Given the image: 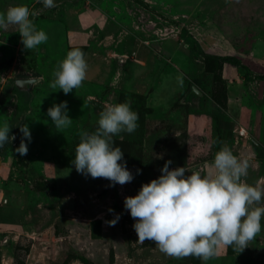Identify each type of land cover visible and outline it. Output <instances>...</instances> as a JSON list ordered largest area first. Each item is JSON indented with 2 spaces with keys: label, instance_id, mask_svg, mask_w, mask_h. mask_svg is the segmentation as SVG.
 <instances>
[{
  "label": "rangeland",
  "instance_id": "1",
  "mask_svg": "<svg viewBox=\"0 0 264 264\" xmlns=\"http://www.w3.org/2000/svg\"><path fill=\"white\" fill-rule=\"evenodd\" d=\"M12 4L35 12L48 39L30 50L15 25L0 30V123L15 133L0 148V264H264V228L239 253L170 256L138 240L123 204L165 160L211 171L223 145L248 160L242 181L264 188V0H0V12ZM71 48L83 51L86 77L65 94L50 81ZM21 77L36 82L20 90ZM190 84L202 94L182 102ZM62 100L72 123L56 129L47 109ZM120 101L139 116L135 131L114 136L134 178L109 186L71 160L80 130ZM20 122L32 136L24 156L14 151Z\"/></svg>",
  "mask_w": 264,
  "mask_h": 264
},
{
  "label": "clouds",
  "instance_id": "2",
  "mask_svg": "<svg viewBox=\"0 0 264 264\" xmlns=\"http://www.w3.org/2000/svg\"><path fill=\"white\" fill-rule=\"evenodd\" d=\"M41 2L45 8L55 6V0ZM35 15L25 4L9 5L0 12V30L15 25L23 47L32 50L48 39L47 33L34 23ZM86 69L83 51L71 48L54 69L50 87L67 94L81 85ZM47 115L56 129L72 123L66 100L54 102ZM138 119L129 102H105L94 130L79 132L71 160L76 171L92 178H106L109 186L130 182L134 173L114 136L135 131ZM17 124L21 138L14 151L24 156L32 140L31 130L26 122ZM10 126L7 122L0 123V148L15 139ZM170 164L171 159L165 160L157 177L142 182L136 194L124 197V208L134 218L132 227L138 240H153L170 256L192 255L207 261L221 245L232 246L237 253L243 251L264 228V203H261L264 188L242 181L249 162L234 154L230 147L223 145L215 152L211 171L191 170L185 165L169 167ZM139 172L141 169L137 168L136 173ZM108 211L114 209L109 207ZM119 218L120 213H116L107 223L115 225Z\"/></svg>",
  "mask_w": 264,
  "mask_h": 264
},
{
  "label": "water",
  "instance_id": "3",
  "mask_svg": "<svg viewBox=\"0 0 264 264\" xmlns=\"http://www.w3.org/2000/svg\"><path fill=\"white\" fill-rule=\"evenodd\" d=\"M34 82H36V78L21 77V78H17L14 80V84L18 85L20 90L26 87L25 86L26 83H29L30 85H32ZM201 94H202V91L195 84H190L188 90L181 97V101L189 102V103L197 102ZM18 99H20V94H18ZM97 106H99V104H97ZM255 144L258 147H260V145L257 142H255Z\"/></svg>",
  "mask_w": 264,
  "mask_h": 264
},
{
  "label": "built area",
  "instance_id": "4",
  "mask_svg": "<svg viewBox=\"0 0 264 264\" xmlns=\"http://www.w3.org/2000/svg\"><path fill=\"white\" fill-rule=\"evenodd\" d=\"M245 129L243 128V127H240L239 128V130H238V133L240 134V135H243V134H245ZM0 201H1V197H0Z\"/></svg>",
  "mask_w": 264,
  "mask_h": 264
},
{
  "label": "trees",
  "instance_id": "5",
  "mask_svg": "<svg viewBox=\"0 0 264 264\" xmlns=\"http://www.w3.org/2000/svg\"><path fill=\"white\" fill-rule=\"evenodd\" d=\"M91 224H92L94 231L97 230L96 222H92ZM93 235L97 236V234H95V233H93Z\"/></svg>",
  "mask_w": 264,
  "mask_h": 264
},
{
  "label": "flooded vegetation",
  "instance_id": "6",
  "mask_svg": "<svg viewBox=\"0 0 264 264\" xmlns=\"http://www.w3.org/2000/svg\"><path fill=\"white\" fill-rule=\"evenodd\" d=\"M24 92H25V90H23V91H22L20 94H21V95H23V94H24Z\"/></svg>",
  "mask_w": 264,
  "mask_h": 264
},
{
  "label": "crops",
  "instance_id": "7",
  "mask_svg": "<svg viewBox=\"0 0 264 264\" xmlns=\"http://www.w3.org/2000/svg\"><path fill=\"white\" fill-rule=\"evenodd\" d=\"M71 2L75 1V0H70Z\"/></svg>",
  "mask_w": 264,
  "mask_h": 264
}]
</instances>
